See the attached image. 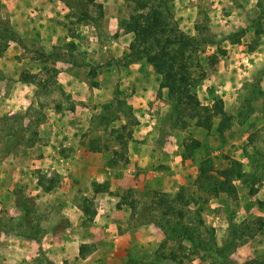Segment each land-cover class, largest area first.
I'll return each instance as SVG.
<instances>
[{
	"label": "rangeland",
	"instance_id": "1",
	"mask_svg": "<svg viewBox=\"0 0 264 264\" xmlns=\"http://www.w3.org/2000/svg\"><path fill=\"white\" fill-rule=\"evenodd\" d=\"M69 2L0 0V21L23 40L0 53V90L27 84L30 98L24 108L15 93L0 96V264H264V0H165L170 24L198 43L181 118L138 55L149 40L130 28L135 4ZM215 102L231 118L223 136L219 118L206 130L192 116ZM93 142L102 151L90 152ZM115 150L126 158L115 169L133 166L135 182L113 191L105 182L97 195L93 173L75 163L93 153L108 166ZM232 160L245 172L235 195L201 189L205 163L219 171ZM163 194L171 203L155 204ZM19 196L34 204L32 226Z\"/></svg>",
	"mask_w": 264,
	"mask_h": 264
},
{
	"label": "trees",
	"instance_id": "2",
	"mask_svg": "<svg viewBox=\"0 0 264 264\" xmlns=\"http://www.w3.org/2000/svg\"><path fill=\"white\" fill-rule=\"evenodd\" d=\"M65 2L68 6L72 4L69 0H61ZM133 2L137 7L136 13L131 17L130 28L132 32L137 36L146 37L149 40V44L138 53L140 59L146 58V60L153 66L155 71L162 76V83L160 87L162 89L166 88L169 90V94L174 98L176 105L174 107L173 117H182V106L186 98L190 99L192 97V90L194 87L191 85L190 76V55L189 52H193L197 49L198 43L195 37H190L181 32L178 27L170 24V17L162 10L165 9L167 4L165 0H128ZM94 3V0H91ZM150 2H156L157 6L155 8H149ZM165 38V40H163ZM0 40L4 42L3 47L0 46V53L2 50H6L11 42L17 43L19 45L23 44L22 38L6 23L0 21ZM23 82L33 83L23 79ZM49 84L45 82L46 85ZM194 94V93H193ZM114 105H109L113 107ZM195 113L192 114L194 118H197V126L204 128L206 130H212L214 126V120L219 118V125L217 131L221 136L229 130L232 126L231 118L226 114L222 106H219L217 102L212 108L201 106L193 109ZM105 120V115L103 121ZM121 148L127 150V142L125 140L118 141ZM193 147L199 148L201 143L194 140ZM109 149V147H107ZM90 152H100L102 151L100 147H94V142L92 146L89 147ZM116 156H120L122 159H126L124 154H120L118 151H113V158L108 162V166L115 168L119 166ZM209 163V162H207ZM206 165L201 169V173L198 177L197 183L201 184V189L207 191L209 194L214 196H219L220 194L235 195L237 193L235 180H240L245 172L243 170V163L238 160H232L229 167L223 170H217ZM216 174H214V173ZM44 186V185H42ZM47 191H51L53 187H43ZM109 191V185H100L95 183L94 193L98 194L103 191ZM128 194H132V191H128ZM157 195H159L157 193ZM175 201L185 202V206H190V201L184 199V196L178 194ZM163 202L171 203L168 200L167 195H161L160 199L157 200L155 204H161ZM131 206L132 204L129 203ZM164 204V203H163ZM18 207L23 211L24 219L29 226H32V215L34 212V204L31 200L25 198L24 196H19L17 199ZM122 205L119 204L118 208ZM168 209L164 212L168 215L172 206L167 207ZM83 212L89 213L90 209L87 206L82 209ZM177 214L184 216L181 209L176 208ZM174 210V211H175ZM91 215H95V211L90 212ZM30 230V229H29ZM168 232L165 231V234ZM28 237L40 240L39 235H28ZM83 253V249H81ZM174 257V256H173ZM177 258V257H174Z\"/></svg>",
	"mask_w": 264,
	"mask_h": 264
},
{
	"label": "crops",
	"instance_id": "3",
	"mask_svg": "<svg viewBox=\"0 0 264 264\" xmlns=\"http://www.w3.org/2000/svg\"><path fill=\"white\" fill-rule=\"evenodd\" d=\"M39 3L41 5H43L40 1ZM41 7H44L43 9L45 10V12H47L49 14V16H53L54 13L52 11V9L54 8L53 6L52 9L48 8L47 6L43 5ZM15 48H19L18 45L17 47H14V50H16ZM10 49V48H9ZM12 49V48H11ZM66 82H71L70 78H65ZM27 84L25 85H20L18 86L17 84L14 85V87L12 88V92L10 93V90L8 89H4V90H0V96H3L4 98L8 97V94H6V91H9V95L13 96V95H18L20 96V98H24L21 103L23 104L24 108H26L28 105V101H30V98L28 97V88L26 87ZM72 85H74V83L72 82ZM30 90V89H29ZM15 91V92H14ZM21 91H25V93H21ZM15 93V94H13ZM26 104V105H25ZM78 139L74 137V139L69 140V142H67V145L70 144V142H76ZM66 146V145H65ZM71 154L73 155V151H79L78 146L73 145V149H71ZM51 152L54 153L56 152L55 147H53V149L51 151L46 150L44 154V156L49 159V156H51ZM88 154V153H87ZM99 155V154H98ZM76 160L78 155H76V153L74 154ZM53 159V158H52ZM64 159V158H63ZM75 160V161H76ZM78 165L81 166L82 170L81 171H85L87 173H93V177H91L92 179L95 178L96 181L98 182V184H103L105 182L110 183V190L113 191L119 187L121 188H130L131 184H133L135 181V174L134 172V168L133 166H130L128 168H110L109 166L106 165V163L104 161H101L100 158L97 156V154H89L85 157V159H83L82 163L79 164V161H77L75 163V166L77 167ZM139 186H132V188H138ZM137 192H139L138 190H136ZM136 193V192H135ZM100 195V194H97ZM105 195V194H104ZM75 207V206H74ZM73 207V208H74ZM75 209L79 210V208L76 206ZM123 211H120L118 216V219L122 220V218H128L129 217V212L127 210V208H125V206H123ZM80 211V210H79ZM69 215V214H68ZM80 216L76 210H74L73 214L71 215L72 217L75 218V216ZM104 218V217H103ZM106 220V217H105ZM127 234V233H126Z\"/></svg>",
	"mask_w": 264,
	"mask_h": 264
}]
</instances>
